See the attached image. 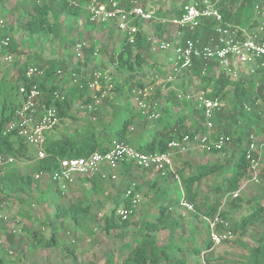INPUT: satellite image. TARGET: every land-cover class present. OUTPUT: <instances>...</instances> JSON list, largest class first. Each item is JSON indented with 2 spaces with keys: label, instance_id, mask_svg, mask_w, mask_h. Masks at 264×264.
<instances>
[{
  "label": "trees",
  "instance_id": "1",
  "mask_svg": "<svg viewBox=\"0 0 264 264\" xmlns=\"http://www.w3.org/2000/svg\"><path fill=\"white\" fill-rule=\"evenodd\" d=\"M71 1L79 2L80 6L75 7L71 5ZM90 0H44L42 4L32 1L30 5L28 20L26 22V28L31 36H41L44 39H56L59 38L61 33L60 20L63 16L77 17L84 14L83 6H85ZM122 1V0H120ZM190 0H186L180 11L177 14L184 13V7L188 5ZM203 0H193L192 2H202ZM216 5V8L223 16V22H217L214 18H204L200 22V26L195 29L189 27L180 28L183 32V42L191 39L199 41L202 45L217 44L219 34L217 29L230 28L231 30H237V35L244 37L243 30H250L252 28L260 27L264 22V0H210ZM127 4V2H126ZM146 4L144 3V6ZM165 16V14H164ZM139 27V32L134 44H129L126 38L123 39L119 51L112 57L111 63L117 72L118 86L113 89H117L119 85L128 80H134L137 77H141L143 74L142 67L146 63L145 52H149L151 49V41L139 22L136 23ZM158 28L164 27L162 22L158 23ZM262 40H264V35ZM11 51L15 52L16 47L11 44ZM93 49H85V54L89 56L84 57L88 63L93 57ZM64 63L51 62L46 69L45 81H36L41 85V89L46 92V99L44 101L45 106H56L59 110L60 117H66L70 110L69 97L70 94L76 90H70L68 94L64 96L63 100H54L53 93L56 90H60L62 87L59 85H47V80L53 78L55 80V72L62 67ZM40 66V65H37ZM220 67V62L217 59L205 60L203 57H194L192 66L189 69L182 71L180 80L188 74L198 82V88L196 91L204 90L211 98H217L223 103L226 102L229 108L225 106L216 113L213 119V123L217 125L218 134L214 141H218L221 138L229 137L231 143L236 146L238 152L237 159L232 164V170L230 176L224 179L223 188L221 193L217 196L211 209L206 214V219L213 218L219 211L221 205L222 196L228 192H235L239 190L243 185V180L247 177L250 169V162L246 159V141L251 135H262L264 137V65L262 59L256 60L251 66L252 70L248 75L242 74L239 78L233 79L229 73L221 70L216 74V69ZM74 71L80 73V66H75ZM142 78V77H141ZM140 78L137 83H131L130 91L138 92L139 90L146 89L145 82ZM181 81V82H182ZM22 84L27 83L25 73L22 75ZM180 82V86L181 85ZM170 84V86L173 85ZM184 84V83H183ZM18 85V89H19ZM81 97L84 99V104L90 103L92 100L86 97V91H81ZM189 93V90H181ZM20 94V91H19ZM21 95V94H20ZM177 102H182L184 106H191L193 109V118L199 116V109L197 102L193 100L183 99L180 100L178 96L175 97ZM107 99V98H106ZM105 99V100H106ZM8 106L5 104V109H9V114L4 112L0 115V151L4 155L14 156L16 159L26 157L28 145L23 138L17 136L18 143H14L10 140L15 134L3 135L4 124L9 123L14 115V112L18 106ZM20 105V104H19ZM130 108H124L129 110ZM121 108L114 107L112 120L108 124H103V129L100 132L93 127L89 128V131L85 132L84 136L78 140H57L48 143L46 147L47 156L38 162L39 172L53 174L59 169V160L65 158H81L87 157L95 151L105 152L114 142H123L134 146L138 151L143 153H156V152H168V144L172 140H182L187 137L193 141L200 132H205L202 129L201 121H198V128L195 125L188 126L186 121L190 118L185 114H180V117L173 122H168L162 129L150 130V139L147 141H139L137 144L134 140L128 137L130 133V127L134 124L136 118L135 114L130 116L123 115ZM121 116V126L114 125L117 123ZM158 127V126H156ZM102 135V136H101ZM226 147L220 150H216L211 146V151L221 153L225 151ZM264 148V146H263ZM131 169L134 165L131 161H125L122 166ZM224 165L214 164L201 166L198 168L197 173L185 178L180 176L181 184L184 189V195L182 200L192 204L195 209L199 208L198 198V186L199 184L214 173H222ZM128 177H126L127 179ZM94 186V190H97L96 183L99 178H88ZM38 180L33 176H20L14 169L6 170L3 176H0V191L9 190L10 192L25 193L32 190V185ZM53 184H56L50 181ZM261 185L264 181L260 180ZM135 187L136 191H139L142 187L140 185L127 184L125 188H122L121 194L115 199V203L111 208L110 215L105 219V229L111 231L113 229H119L121 231L126 230L131 225V220H122L117 213L121 204H124L126 208L130 206V200L126 197L128 189ZM58 191L62 189L57 187ZM44 196L52 194L51 190L45 189L42 191ZM232 201H239L238 199ZM230 202V201H229ZM228 202V203H229ZM56 205V217L60 221L69 220L73 226L80 230H85V225L90 219L91 206L85 205L83 202L73 203L69 206H61L57 202ZM161 215L154 221H143L140 225L139 233L135 237L134 244L131 246L129 255L122 260L120 264H187V260L180 258L179 253L184 251L182 248L183 243H192L190 240H184L182 245L175 239V232L180 228V222L172 220L171 215L167 213L168 207L164 205L160 206ZM264 213V205H261L254 213L243 218L241 224L242 230L249 225L260 221L262 214ZM221 216L223 219L228 220L226 212L222 211ZM208 227V225H207ZM240 228V227H239ZM234 235L236 231L234 227H231ZM161 230H169L171 233L170 241L160 246L157 241V233ZM32 232L33 239L37 245L43 244L45 239L38 238L40 232ZM57 234H53L52 237L47 240L45 245L47 247H58ZM260 245L256 247L247 264H264V235L260 240ZM213 248V242L210 237L204 242L202 247H188L187 249L194 253V255H200L202 252H206L205 260L207 264H212V258L209 256V251ZM13 255V254H12ZM8 254H3L0 257V264H11L8 260ZM109 262L114 263V257L111 256Z\"/></svg>",
  "mask_w": 264,
  "mask_h": 264
},
{
  "label": "rangeland",
  "instance_id": "2",
  "mask_svg": "<svg viewBox=\"0 0 264 264\" xmlns=\"http://www.w3.org/2000/svg\"><path fill=\"white\" fill-rule=\"evenodd\" d=\"M34 0H4L0 3V42L6 37H10L12 43L16 47V51L13 63L6 65L2 62V69L5 67L9 71L7 79L0 82V115L4 112L6 115L9 114V109H5V104L12 106L15 102H18L20 98L18 85H21L22 75L30 65H40L47 69L51 62H63L61 69L66 72L73 70L74 66H80V74L84 78H89L94 71L109 72L113 78L114 87L118 86L117 72L113 67L111 60L112 57L119 51L124 36L118 30L116 23H110L107 25L93 24L88 21L85 14H81L77 17H66L63 16L60 20L61 33L59 38L56 39H44L41 36H31L26 28V22L28 20V14L30 5ZM37 1V0H35ZM186 0H148L144 1L148 5L150 4L159 17H165L171 19L176 14L173 11L175 8L180 9V6ZM190 0L189 2H192ZM38 3V2H36ZM171 12L166 14V12ZM165 14V16H164ZM158 21L141 23V28L145 33L149 34L151 41V49L145 52L146 63L142 67L143 74L141 77H137L134 80H128L122 82L117 89H113L108 92V97L104 100L103 104L94 112L90 113L83 107L82 100H77L80 91H75L70 94V112L68 118L62 120L56 129L51 134V139H72L80 138L85 132L86 128L82 129L81 126L88 124L90 126L93 119L101 118V120L111 121V117L114 112V107H117L118 103H124L127 105H135L134 108L138 110L136 122L134 123L133 129H130V133L137 135L146 127L148 119L146 114H141L139 110V104L137 101V95L130 91L131 83H137L140 78L145 82V90H148L147 97L145 98L148 104L149 112H153V107L157 105V109L164 105V101L159 106V99H157L158 92L167 91L170 88L172 82L167 81L168 76H164L165 81L160 79L162 73L172 69L170 66L166 70H161L157 64L158 57H163V52L159 49V43L164 40L174 41L175 37L179 35V29L171 24L164 25L163 28H158ZM257 28L250 29L251 32L259 31ZM164 29V31H163ZM163 31V32H162ZM264 34L257 33L255 36L261 38ZM181 36V35H180ZM85 44L84 50L94 49L99 51V57L94 56V61L86 62L84 57L79 58L77 55V45ZM166 55V54H165ZM229 68L222 65V68L226 73H229L233 79L239 78L242 74L248 75L251 72V65H246L241 62L237 57H229ZM224 67V68H223ZM4 68V69H5ZM4 70L0 69V80L1 74ZM74 71V70H73ZM220 72L216 71V74ZM155 74L156 78L152 75ZM182 70L180 71V75ZM175 77V75H174ZM180 77V76H179ZM156 83H154V79ZM52 79V78H51ZM57 80V78H55ZM176 80V78H175ZM180 80L181 85L180 91L191 90L195 92L198 88V82L193 79L191 75L185 76ZM184 83V84H183ZM61 85L60 91L66 94L70 90H74L68 80H59ZM167 98V97H166ZM181 100V99H180ZM75 101V102H74ZM226 108L229 105L223 103ZM180 113L186 110L183 103L179 104ZM129 108L131 106H128ZM127 107V108H128ZM156 109V110H157ZM72 112V115L70 114ZM121 108L120 111H123ZM157 110V111H158ZM129 110H124L123 115H129ZM187 111V110H186ZM140 112V113H139ZM189 112V111H188ZM67 117V116H66ZM198 118V117H197ZM64 119V118H63ZM121 116L118 119L117 127L121 126ZM167 118L164 117L160 120H151V129L154 125L160 124L165 125ZM86 122L83 125L80 122ZM80 125V126H79ZM9 127V123L4 124V130ZM100 129L99 131H101ZM213 134V132H212ZM258 143H264V137L262 135L256 136ZM146 139L143 138V141ZM233 145V144H232ZM29 147V145H28ZM227 147V146H226ZM204 152L201 149V144L197 141L193 142L188 148L187 154L190 158L197 157L195 163H199L200 160L208 161L210 158L216 159L215 155L208 156V153L203 157L199 158L194 153ZM212 153V152H209ZM31 159L36 158L37 154L30 153ZM26 158L21 157L19 159ZM28 158V157H27ZM26 158V159H27ZM182 159V158H181ZM180 159V160H181ZM184 164V163H183ZM185 169L194 167L190 162L185 163ZM180 172V167H175ZM6 170V169H4ZM0 169V176H3L5 171ZM136 174L139 176L140 171L136 170ZM30 176V175H25ZM214 178V177H213ZM111 183V182H110ZM109 182H103L98 180L96 186L102 188L106 186L110 196H101L97 192H91L90 186L93 183L88 178L78 177L73 194L74 199L65 190L63 193L57 190V186L50 182L48 177L43 178L38 182H34L32 190L25 193L10 192L9 190L0 191V198L5 203L4 213L7 216L6 223L3 224L4 229L0 231V235L3 237L5 244L13 251V255L7 256L11 264H111L109 262L111 256L114 257L113 264H120L122 260L127 258L130 245L133 241L134 236L137 234L136 223L139 222L142 211H136L130 217L132 225L124 231L119 229H113L107 231L105 228V219L110 215L111 206L116 192L120 188H124L127 184L131 183L125 178V180L119 181L118 186L111 185ZM116 184V183H115ZM133 184V183H132ZM209 182L204 184V189L207 188ZM249 186V185H248ZM247 186V187H248ZM246 187V188H247ZM49 189L52 194L44 196L43 190ZM66 192V193H65ZM143 196V191H139ZM85 200L87 204L91 206V217L85 225V230H80L69 220L60 221L56 217V205L57 202L61 206H69L77 201V199ZM143 198V197H142ZM142 203V200L140 204ZM120 208H124V204L120 205ZM146 210V208H144ZM206 222V221H205ZM37 230L39 233L38 238L45 239L43 244L37 245L33 239L32 232ZM223 230V229H222ZM57 234L58 247H47L45 243L49 240L52 235ZM177 235H180V230L177 231ZM160 242H168V232L162 231L158 234ZM230 241L225 242L222 246L228 247ZM249 244H254L250 241ZM3 254H7V251ZM237 254H246L247 251H239ZM240 264V262H238Z\"/></svg>",
  "mask_w": 264,
  "mask_h": 264
},
{
  "label": "built area",
  "instance_id": "3",
  "mask_svg": "<svg viewBox=\"0 0 264 264\" xmlns=\"http://www.w3.org/2000/svg\"><path fill=\"white\" fill-rule=\"evenodd\" d=\"M144 1L148 0H90L83 6L84 14L89 22L93 24L107 25L116 23L118 30L126 38L129 44L136 41L139 27L137 22L145 23L158 21L164 25L171 24L179 29V35L175 40L161 41L159 43L160 51L174 50L170 61L173 66V75L167 77L168 82L175 81L176 75L180 71L189 69L192 66L194 57H203L205 60L217 59L220 65L229 68V57L234 56L241 60L242 63L249 65L254 64L256 60L262 59L264 65V40L255 36L257 33L264 34V22L258 28L259 31L251 32V30H243L244 37L237 35V30L230 28H218L219 39L217 44L202 45L199 41L188 39L183 42V32L180 28L189 27L195 29L200 26V22L204 18H214L217 22H223V16L210 0L202 2H191L184 7V13L175 15L171 19L157 16L156 10ZM38 4H42L44 0H37ZM127 2V4H126ZM144 3L146 4L144 6ZM71 5L79 7L77 1H71ZM1 27V22H0ZM181 35V36H180ZM149 41L152 39L149 37ZM11 38L6 37L0 42V63L5 62L6 65L13 63L15 54L11 51ZM85 45V44H84ZM84 45H77V55L79 58L84 56ZM86 49V48H85ZM93 56L99 57V51L95 50ZM251 65V66H252ZM175 75V77H174ZM27 83L19 86L20 94L23 98L21 106L14 112V116L9 123V127L4 130L3 135L15 134L21 137L25 142L36 148L37 159L43 160L47 156V135L55 129L60 121V113L56 106H45L46 92L41 89V85L36 81H45L46 68L30 65L25 70ZM57 80H47V85H57L59 80H68L70 85L81 91H86V97L92 101L84 104L83 107L90 113L96 111L108 97V92L113 90L114 82L109 72L94 71L89 78H84L80 73L70 70L58 69L55 74ZM148 90H139L136 92L139 110L141 114H146L147 119L157 120L160 113L156 110L157 105L153 107V112L147 113L148 104L145 101ZM65 92L56 90L53 93L54 100H63ZM178 98L193 100L197 102L204 123L209 132L214 131V116L219 112L224 104L217 98H211L206 91H195L185 93L178 91ZM199 142L202 149L211 150V146L216 150H220L231 143L229 137L221 138L218 141L211 140L209 135L197 136L193 141L187 137L182 140H172L168 144V152L143 153L138 151L134 146L123 142H114L111 147L105 151H95L87 157L81 158H65L59 160V169L53 174L39 172L35 177L37 180L41 177H48L50 181L58 184L62 190L76 184L78 177L94 178L100 177L102 180L116 183L119 181V169L125 161H131L136 166L150 170L162 176L174 171V160L172 153L178 151L181 154L188 152V148L193 142ZM264 143H258L257 137L251 135L246 141V159L250 162V169L247 177L243 180L242 187L235 192L225 193L221 200V206L218 213L213 218L206 219L209 236L213 242V247L220 246L228 241H233L235 235L231 229L228 220L223 219L221 212L231 200L238 199L244 188L250 184H260L261 162L263 159ZM18 160L11 155H4L0 151V167L16 164ZM126 197L130 200L129 208H120L117 213L122 220H128L134 214L142 200V194L134 188H130L126 192ZM5 203L0 198V231L4 229L7 216L4 213ZM181 205L189 210H194V206L184 200ZM223 229V230H222ZM7 251L8 255H12L13 251L5 244L3 237L0 235V257Z\"/></svg>",
  "mask_w": 264,
  "mask_h": 264
},
{
  "label": "crops",
  "instance_id": "4",
  "mask_svg": "<svg viewBox=\"0 0 264 264\" xmlns=\"http://www.w3.org/2000/svg\"><path fill=\"white\" fill-rule=\"evenodd\" d=\"M3 1L4 0H0V3H2ZM0 8H1V6H0ZM173 11L175 12L176 15H178L177 11H180V9L175 8ZM168 13L171 14L170 11L166 12V14H168ZM163 31H164V29H163ZM148 36H149V34H148ZM161 52H163L164 56L158 57L159 58L158 61L160 63L157 65L159 68H161V70H166L169 67V65L172 66L170 58L172 57L174 50L161 51ZM85 56L87 58V56H89V54L88 55L86 54ZM91 61L93 62L94 59H92ZM1 67H2V64H0V69L4 70V71L1 74L0 82L2 80L4 81L5 79H7V74L9 73L8 72L9 70L7 68L4 67L5 69L4 68L2 69ZM221 68H222V65H220V67L217 68L216 71L219 72V71L223 70ZM168 74H171V75L174 74L173 67H172V69H169V70L165 71L164 73H162L161 77L162 76L163 77L160 80L165 81L164 76H166V75L168 76ZM154 75L155 74H153L152 76L154 78H156V76H154ZM179 76H180V74L176 75V80L173 81L174 82L173 85L170 88H168L167 91H163V93L158 92V94L156 96L157 99H159V100H157V101H159L158 102L159 106L162 103V101L165 102L164 105H161V108L159 110L157 109L158 112L160 113V117L157 120H160V119L166 117L168 120L165 124H167L168 122H173L174 120H177L180 117V114H182V113H180V108H179L180 102H177V100L175 98L178 94V91H180V77ZM154 83H156L155 79H154ZM57 85L61 86L62 84H57ZM73 89L76 90L75 88H73ZM189 91H191V90H189ZM86 94H87V92H86ZM80 95H81V92H80L79 96L77 97V100L78 99L82 100V102L84 103L85 98L81 97ZM70 99L71 98L69 97V102L72 101ZM22 101H23V98L20 95L18 102H15L13 106L14 107L18 106L17 108H19L21 106ZM128 106H131L130 107L131 111H129L128 116H130L132 114H135L137 116L138 110L134 108L135 105H133V104L127 105L124 103H122V104L118 103L117 104V107H119V108H127ZM185 107H186L187 111L185 110L183 112V114L190 117L186 121V124L188 126L195 125V127L198 128V126H199L198 121H201V124H202L201 128L205 129V132L201 131L200 136L209 135L210 139L214 140V138H216V136L218 134L217 125L214 124L215 128H214V131H212L213 132V134H212V132H209V130L206 128V125L204 123V119H203V116H202L200 109L198 108L200 111L198 118L197 117L193 118L194 116H193L192 107L191 106H185ZM9 112H10V110H9ZM69 112H70V110H69ZM72 112L73 111L71 110V113H70L71 115H72ZM68 116H69V113H68L67 117H61V121L65 120V118H68ZM112 117H113V115H112ZM112 117H111V120H112ZM136 118L134 120V123L137 121ZM93 120L95 122H92V124L90 126H88V124H87L85 126H81V128L82 129L86 128V132H87V131H89L90 127H93L97 130L96 132H100L99 130L103 129V124H108L110 122V120L109 121H105L103 119L101 120V118H99V117H98V119L96 118ZM61 121H60V123H61ZM147 122L148 123H146V125H145L146 127L141 131V133L138 134V136L133 135L132 133H129L128 137L132 138L134 140L135 144H137L139 141L143 140V138L146 139L145 141L149 140L150 139L149 138L150 137V130L162 129L164 127V125L160 126V124L156 123L154 125V127L151 129L150 120L148 119ZM84 123L86 124V122H83V121L80 122L81 125H83ZM156 126H158V127H156ZM130 129H133V127L132 128L130 127ZM53 130L51 132H49L47 135V139H48L47 145L50 142L61 140L60 138L56 139V140L51 139V134H53L52 133ZM84 134L80 138H82L84 136ZM80 138H72L70 140H78ZM10 140L14 143H18L17 136H12L10 138ZM62 140H65V139H62ZM232 144L233 143L228 144L227 147L225 148V151H223L221 153H216V152H213V151L207 150V149H204L205 150L204 152L201 151V152L194 153V155L195 156L197 155L199 158L202 155L204 157L206 155L205 153H208L209 157L212 155L216 156V159H214V160L212 158H210V160H208V161L200 160L199 163H197V164L195 163V160L197 159V157L190 158V155H188L187 153L181 154L178 151L177 152L173 151L171 153H172L173 160H174V171L168 173V175H166V176H162L161 174L155 173V172L150 171V170L142 169V168L136 166L135 164L131 167V169H127L124 167V165L122 166V164H121L120 169H119V176H120L121 181L125 180V178L128 177L127 180H129V182H131L130 184L133 183L132 185H140L142 188L139 189V191L140 190L143 191L142 203L139 204L138 207L135 209L137 212L142 211V214H141V217L139 219V222L136 223V227L138 230H137V234L133 238V241L130 245V248L134 244L135 237L139 233L141 223L143 221H149V222L154 221L157 217H159L161 215L160 206L164 205L165 207H168L167 213L169 215H171L172 220L175 222H178V221L180 222V228H178L176 230L175 236H174L176 241L180 242V245H182V242H184V240H190V242H192V243H183L182 248H184V251L179 253L180 258L187 260V264H207V262L205 260L206 252H202L200 255L195 256L194 253L190 252L187 248L190 246L192 248L196 247V246L202 247L204 245V242H206L208 237H210L209 236V229L207 227V222H205L206 221L205 216H207L206 214L211 209V206L213 205L215 200L218 198L217 197V196H219L218 194L221 193L220 189L223 188L224 179L227 178V176H230V173L232 170V164L238 157L239 151L236 149V146L234 144L233 145ZM209 152H212V153H209ZM30 153L37 154V150H36V148L29 145L28 150H27V155H26V158L28 157L27 159L26 158L19 159L16 164L0 167V169H3V170L4 169H6V170L14 169L18 172V174L20 176L30 175V176L36 177L37 174L39 173V170H38L39 160L37 159V157L31 159ZM190 162L192 163V165H195V166L191 167L192 169H189V168L185 169L184 168L185 163L189 164ZM214 164H221V165L223 164L224 170L222 171V173H214V174L210 175L209 177L204 179L199 184V186H198L199 208L198 209L194 208V210L192 211V210H189V209L183 207L181 205V201H182V197L184 195V189H183L182 184H181L180 176H184L185 178H187L190 175L197 173V170L199 167L207 166V165H214ZM176 166L180 167V169H181L180 172L177 171V169H175ZM6 170H4V171H6ZM136 170L140 171L139 176L136 174ZM43 178H45V177L39 178L38 181L42 180ZM96 178H99L100 181L110 183V181L102 180L100 177H96ZM260 178L262 181H264V148H263V159L261 162ZM120 179H119V181H120ZM119 181L116 182V184L113 182H111L110 184L112 186L113 185L118 186ZM206 182H209V185L207 186L206 189H204L203 186ZM55 185L57 187H59L58 184H55ZM246 187L242 191L241 196L239 197V201L235 202V201L231 200L224 207L223 211L226 212V217L228 218V221L230 222L231 227H234V230L236 231L235 238L233 241H231L228 244L227 248H224V246H222L223 245L222 244L220 246L213 247L209 251L210 252L209 256L212 258V262H213L212 264H239L238 262H240V264H247V260L251 256L252 251L260 245L259 242H260L262 236L264 235V213L262 214L260 221L254 223V225H249V226L245 227L244 231L242 230L243 226L241 227V224H242L243 218L245 216H249L250 214L254 213V211H256L261 205H264V184H262V185H261V183L257 184V185L256 184H250L247 188ZM69 188H71V189H69ZM69 188H68L69 190L67 189L68 190L67 193L69 194V196L72 197L71 199H74L75 195L73 194V192H74V189H72L73 186H71ZM122 188H120V190H118L117 193L113 192V194H115L114 197L111 198V201L112 200L114 201L113 205L115 203V199L121 194ZM132 188L135 189L134 186ZM89 189L91 192H97L101 196H110L109 192H107L108 189L106 186H102V188L97 186V190H94V186H90ZM62 191L64 192L65 190H62ZM220 199L222 200V198H220ZM77 202H83L85 205H89L86 203L85 200H82L79 198L77 199V201L75 203H77ZM113 205L111 207H113ZM144 208H146V210ZM131 225H132V222H131ZM178 230H180V235H177ZM162 231L168 232V235H169L168 236V238H169L168 242L170 241V238L172 237L169 230H161L160 232H158L156 235L157 236L156 238H157V241H158L160 246H163V245L168 243V242H165V243L160 242L158 234H160ZM250 241H252L254 244L253 245L249 244ZM241 250L242 251L246 250L247 255L246 254H240V255L237 254Z\"/></svg>",
  "mask_w": 264,
  "mask_h": 264
}]
</instances>
